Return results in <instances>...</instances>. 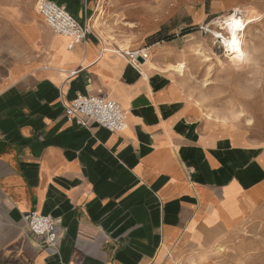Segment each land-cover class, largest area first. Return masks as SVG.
Returning <instances> with one entry per match:
<instances>
[{"label": "crops", "instance_id": "0c3cea01", "mask_svg": "<svg viewBox=\"0 0 264 264\" xmlns=\"http://www.w3.org/2000/svg\"><path fill=\"white\" fill-rule=\"evenodd\" d=\"M37 1L11 0L1 36L0 264H187L264 213V144L206 123L164 63L132 66L103 0H51L101 22L71 49ZM79 94L119 102L127 129L69 119ZM33 210L55 218L57 249L29 231Z\"/></svg>", "mask_w": 264, "mask_h": 264}, {"label": "rangeland", "instance_id": "374dc122", "mask_svg": "<svg viewBox=\"0 0 264 264\" xmlns=\"http://www.w3.org/2000/svg\"><path fill=\"white\" fill-rule=\"evenodd\" d=\"M10 2L0 0V79L12 58L2 51L1 37L11 28ZM21 7L32 11L29 3ZM102 7L103 26L114 38L128 40L121 49L127 42L129 49L161 43L150 50L148 67L164 63L206 123L264 144V0H103ZM248 11L243 38L248 55L235 65L220 36H229L222 23L230 14ZM198 254L187 264H264V213Z\"/></svg>", "mask_w": 264, "mask_h": 264}, {"label": "built area", "instance_id": "2783aa9c", "mask_svg": "<svg viewBox=\"0 0 264 264\" xmlns=\"http://www.w3.org/2000/svg\"><path fill=\"white\" fill-rule=\"evenodd\" d=\"M36 9L55 34L68 37V48L86 41L92 26L78 21L65 6L51 0H38ZM129 63L137 69L151 58L149 48L124 51ZM142 59V61H141ZM66 115L77 124L88 126L94 121L99 126L113 132H123L129 125V112L119 102L104 95L79 94L65 106ZM29 231L42 239V244L57 249L59 234L55 218L36 210L24 216ZM177 264H185L179 262Z\"/></svg>", "mask_w": 264, "mask_h": 264}, {"label": "bare ground", "instance_id": "6f19581e", "mask_svg": "<svg viewBox=\"0 0 264 264\" xmlns=\"http://www.w3.org/2000/svg\"><path fill=\"white\" fill-rule=\"evenodd\" d=\"M243 13L244 12H241V14L240 13H233V14H230V15L224 17V23H222V25H224V29L227 31L226 33H228L229 36L226 37L223 34L220 35L223 38V43L225 44V46L227 47V49L230 53V61L232 63H234L235 65H239L245 59V57H247V55H248V52L244 48V39L243 38H244L245 30L248 27V23H247L248 19L246 17L250 16V12L248 11V15H244ZM100 23L101 22L99 21V18L96 17L92 22V26L95 28H98L100 26L99 25ZM101 28H102V26H101ZM127 43H126L125 47H123L124 45H122L123 49L120 48L121 51L124 52L125 49L130 47L129 44H127ZM150 59H148V60H150ZM148 60L143 65L148 63L149 62Z\"/></svg>", "mask_w": 264, "mask_h": 264}, {"label": "snow or ice", "instance_id": "6c2138e0", "mask_svg": "<svg viewBox=\"0 0 264 264\" xmlns=\"http://www.w3.org/2000/svg\"><path fill=\"white\" fill-rule=\"evenodd\" d=\"M238 23V22H237ZM234 42V41H233Z\"/></svg>", "mask_w": 264, "mask_h": 264}, {"label": "water", "instance_id": "95a60500", "mask_svg": "<svg viewBox=\"0 0 264 264\" xmlns=\"http://www.w3.org/2000/svg\"><path fill=\"white\" fill-rule=\"evenodd\" d=\"M141 61H142V59H141Z\"/></svg>", "mask_w": 264, "mask_h": 264}, {"label": "trees", "instance_id": "16d2710c", "mask_svg": "<svg viewBox=\"0 0 264 264\" xmlns=\"http://www.w3.org/2000/svg\"><path fill=\"white\" fill-rule=\"evenodd\" d=\"M191 31V30H190Z\"/></svg>", "mask_w": 264, "mask_h": 264}]
</instances>
